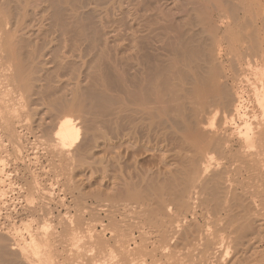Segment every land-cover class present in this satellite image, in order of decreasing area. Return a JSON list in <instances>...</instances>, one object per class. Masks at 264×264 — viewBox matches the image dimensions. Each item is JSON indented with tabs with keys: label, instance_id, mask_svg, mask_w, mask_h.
<instances>
[{
	"label": "bare ground",
	"instance_id": "1",
	"mask_svg": "<svg viewBox=\"0 0 264 264\" xmlns=\"http://www.w3.org/2000/svg\"><path fill=\"white\" fill-rule=\"evenodd\" d=\"M23 91L79 187L73 264H264V0H0L10 139ZM19 244L0 232L1 264H35Z\"/></svg>",
	"mask_w": 264,
	"mask_h": 264
},
{
	"label": "rangeland",
	"instance_id": "2",
	"mask_svg": "<svg viewBox=\"0 0 264 264\" xmlns=\"http://www.w3.org/2000/svg\"><path fill=\"white\" fill-rule=\"evenodd\" d=\"M21 93H19V95H18L17 92H12L11 96H10L11 98L9 100H11L13 103L11 101L10 102L8 101V103L11 105V107H10L11 110H13V108H14V111L17 110L16 111L17 114L14 113L13 111H10L9 113L13 117V118L11 117V119L13 121V125L15 124L13 126L14 127L13 129L15 130L14 134H15V132H17L16 129L18 130L19 134L21 133V136L18 133L15 134L17 139H18V141L13 138V137H15V135H14L12 137V139L15 140V142H10L12 139H10V137L5 133V129L3 130V127H1V124H0V132L3 131V134L0 133V146H1L0 147V232H2V234H6L7 235V233H8V235L14 236L17 239V241L20 243L19 244L20 247L18 246V248H20V250H21L22 246L24 247V245L26 243L29 244V242H30L31 244H33V242H31V239L29 241H27L29 239L28 236H30L32 234V236L35 237L36 241H34L35 244H33V246H31L33 248L30 247L29 253L31 254V259L33 261H35V264H71V263L73 264V263H75V262H73V261H75L73 259L75 256L73 257L72 255H74L75 252L79 249V247H77L78 240H76V235L74 233L75 230H72V229L76 228L74 224H76L75 223V221H76V218H75L76 216L75 215H77V212L75 210L77 209V206L75 204L77 203L76 201L79 199V197H77V195H78L77 193L79 191L77 188H79V187H77V188L74 187L73 188V193L69 194L70 191L67 188H64V186H62L64 181H65V177H67L68 175H66V176L62 175V174L61 175H59V174L57 175L58 172L61 173L60 168L58 170L59 166L58 167H57V165L55 166L56 163L53 162L52 160H50L51 159L50 156H47V154H45L46 150H45L44 143H45V137L46 136L44 137L43 133H41L39 135L40 132L38 131V133H37V130H36V132L32 131V128L34 127V119L39 117L40 113H41L40 115L43 116V117L45 115H47V114H44L45 111L47 113V110H45L46 109L45 105L43 107V105H42L43 103H41L42 106L38 105V108H34V105L36 106V104L32 105L33 104L32 101H34V102L37 101L36 98L33 97V96H36V94L35 95H30L29 94L28 96H26L27 94L24 95V93H26V92L23 91L22 95H24V96H22ZM12 95H15V96L13 97ZM20 95L22 96L21 97L22 98L21 102H20L21 98H19ZM29 96H32V97H29ZM14 98H15V101H14ZM29 100H31V101L29 102ZM16 101H18L20 104L18 102H16ZM31 102H32V104L30 105ZM13 105H15V106L13 107ZM16 105H18V106H16ZM19 105H22L23 109ZM35 109H37V111H35ZM32 110H33V114H32L33 116L31 115ZM28 111H30L31 113H29ZM34 111L36 113H34ZM11 112H13V113H11ZM13 114H15V116ZM36 114H38V115H36ZM26 117H27V119H26ZM30 117H31V119H29ZM45 117H44V120H46V121H44V120L43 121L46 122V124H47V122H48L47 120L49 119V117H48V115L45 116ZM14 118L15 119L19 118L18 119L20 121L19 123H22L21 120L23 121V119H24V122L22 123L23 127L21 125H18L17 124L18 122L15 123V121L17 119L14 120ZM30 127H32V128H30ZM33 130H35V129H33ZM31 132H34V133H31ZM34 134L35 135L37 134L36 135L37 138H36V136H34ZM42 134H43V136H41ZM4 135L6 137L8 136L9 138H7V139H9L10 141L9 140L6 141L7 139H5ZM17 135H19L20 139L18 138ZM39 136H41V138ZM13 143L18 144V145L14 144L15 146L14 145L12 146ZM37 143H38V145L36 146ZM33 145L36 146V147H34ZM16 146H17V149H16ZM43 146H44V149H42V150H45V151L41 150V148ZM2 147H4V148H2ZM13 147H15V148H13ZM5 148L7 149V151L10 154L7 153V151H4ZM33 149H35L36 151L33 150ZM10 150H12L13 154L11 153ZM31 150H32V152H30ZM17 151H18V153H17ZM34 151L36 153L34 154L33 157H35L36 154H37V156L35 157L37 161L35 160V158L31 157L33 155ZM39 151L40 152L42 151L41 154H40ZM7 156L10 157V158H8ZM44 157L46 158V160H44ZM16 158H17V160H16ZM21 158H22V162H20ZM24 158H26V159H24ZM30 160L34 161L33 165H35V166H33L31 163H29V162H31ZM50 161H52L53 163L50 162ZM49 162L53 165L55 170H52L53 168H51L52 166L49 164ZM109 162H111V161H109ZM6 164H8L9 166L6 165ZM41 164H43V165H41ZM105 164H106V162H105ZM100 165L104 166V164H95L94 166L97 167V166H100ZM24 166L25 167L27 166L26 168L28 170L27 169L25 170ZM41 166L43 167V170H41V168H40ZM49 166H50V168H49ZM101 166L97 167V168L100 169ZM32 167H34V168H32ZM46 167H48V169H46ZM107 167L110 168L109 166H107ZM107 167H105V168H107ZM108 168L106 169V173H109V172L112 171L111 174H114L113 172L115 170H110ZM14 169H17V170H15L17 173L15 171H13ZM113 169H115V168H113ZM30 170L31 171L33 170L32 172L35 175V176L33 175L35 178L32 175L29 176V173H27ZM38 170H41L42 172L40 173V171H38ZM44 171H45L46 174L44 173ZM118 172H120V171H118ZM14 173H15V175H14ZM75 176H77V177L75 178ZM119 176L122 178L124 175H119ZM21 178H23L25 180H23ZM73 178H75L73 180H77L78 179V175H74ZM117 178L115 177V180ZM119 178H118V180H119ZM34 179H35V181H34ZM118 180H116L117 183L119 182ZM24 181H26L30 186L28 187L26 185V182H24ZM36 182H37V185H36ZM38 184H40V185H38ZM31 188L32 189L33 188H35V189L37 188V189L36 190L35 189L32 190ZM26 189H27V192H26ZM29 189L32 190V191H30ZM38 189H42V190H44V192H45V189H46V191L49 190L48 192H50V197L47 196V195H49L48 192H47L48 193L47 195H44L46 192L44 193L41 190L44 193V194H42L41 191H37ZM28 190L30 192H28ZM68 191H69V193H68ZM39 195L41 196V198H40ZM27 197H29V198H27ZM31 199H33V201ZM73 199L75 200L74 202H73ZM27 200L28 201L30 200L31 202L30 201L28 202ZM43 201H44L45 204H47L45 201H47L49 203L47 205H45L43 203ZM59 201L60 202L62 201V202L60 203ZM26 203L28 205H26ZM40 203L41 204L43 203V206L45 205V207L48 206L49 209H47V207H46V209L45 208L43 209L42 208L43 206H41ZM29 204L31 206L33 204V206H32L33 208ZM38 204H40V205H38ZM66 204H68V205H66ZM64 205H65V209L63 207ZM27 206H29L30 208L27 207ZM39 206L43 210H41L39 208ZM34 207H35V209H34ZM75 207H76V209H75ZM36 209L38 211H36ZM37 212H39V213H37ZM29 213H30V215H29ZM6 215L9 217V219H8V217ZM94 223H97V221L94 222ZM70 224H72V225L70 226ZM25 225H27V226H25ZM73 225H74V227H73ZM24 227H26V228H24ZM26 231H28V232H26ZM36 233L39 234V235H41L43 233L42 237H44V236L45 237L43 239H41L42 238L41 236H40V238H38L39 235H37ZM73 234L75 235V237H73L74 236ZM45 238H47V239H45ZM74 238H75L76 241L74 240ZM19 239L20 240L22 239L21 242H20ZM38 239H40V240H38ZM44 240H46V242ZM68 245L70 246V248H69ZM71 248H72V250H71ZM69 249H70V251H69ZM35 252H36V254H35ZM29 257H30V255H29ZM90 264H93V263L91 262Z\"/></svg>",
	"mask_w": 264,
	"mask_h": 264
}]
</instances>
